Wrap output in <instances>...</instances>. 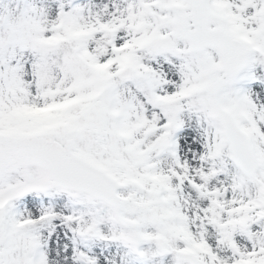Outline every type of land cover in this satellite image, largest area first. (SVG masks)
I'll list each match as a JSON object with an SVG mask.
<instances>
[{
	"label": "snow or ice",
	"instance_id": "obj_1",
	"mask_svg": "<svg viewBox=\"0 0 264 264\" xmlns=\"http://www.w3.org/2000/svg\"><path fill=\"white\" fill-rule=\"evenodd\" d=\"M0 264H264V0H0Z\"/></svg>",
	"mask_w": 264,
	"mask_h": 264
}]
</instances>
